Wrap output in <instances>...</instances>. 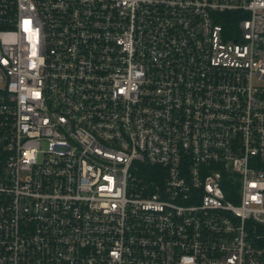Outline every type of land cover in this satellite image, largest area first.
Returning a JSON list of instances; mask_svg holds the SVG:
<instances>
[{
  "label": "built area",
  "instance_id": "2783aa9c",
  "mask_svg": "<svg viewBox=\"0 0 264 264\" xmlns=\"http://www.w3.org/2000/svg\"><path fill=\"white\" fill-rule=\"evenodd\" d=\"M0 264H264V0H0Z\"/></svg>",
  "mask_w": 264,
  "mask_h": 264
}]
</instances>
